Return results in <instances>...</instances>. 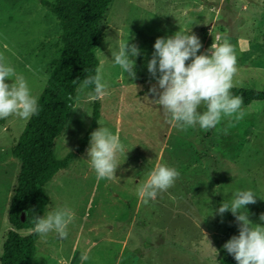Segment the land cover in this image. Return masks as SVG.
Here are the masks:
<instances>
[{"label":"rangeland","instance_id":"1","mask_svg":"<svg viewBox=\"0 0 264 264\" xmlns=\"http://www.w3.org/2000/svg\"><path fill=\"white\" fill-rule=\"evenodd\" d=\"M99 27L94 52L99 64L104 62L108 85V94L99 100V121L114 134L118 130L130 151L117 154L116 177L97 183L87 161L90 142L78 153L94 100L86 94L77 100L75 91L55 142L57 157L70 151L75 156L44 186L50 201L41 215L67 206L75 220L67 239L55 232L43 238L38 234L30 264H81L84 251L90 257L84 264H220L229 254L224 244L239 235L232 212L221 216L217 211L223 201L230 202L237 190H252L257 202L247 205L249 219L264 224V100L242 105L244 118L231 126L225 118L207 131L198 124L182 131L153 101L158 97L146 92L158 86L147 65L158 37L192 30L202 44L198 54L205 53L215 37L220 42L227 38L237 56L234 86L264 90V0H112ZM60 31L55 15L38 0H0V55L25 77L37 98L57 57ZM122 40L141 50L134 80L122 74L112 58L111 51H118ZM3 121L0 256L12 228L7 216L20 165L11 147L27 120L10 116ZM157 163L176 168L180 175L171 188L145 204L137 188Z\"/></svg>","mask_w":264,"mask_h":264},{"label":"clouds","instance_id":"2","mask_svg":"<svg viewBox=\"0 0 264 264\" xmlns=\"http://www.w3.org/2000/svg\"><path fill=\"white\" fill-rule=\"evenodd\" d=\"M201 48L200 38L192 30H180L167 38L156 39L155 51L147 65L158 84L150 89L158 97L153 101L170 117L169 123L182 131L197 124L207 131L225 118L231 126L245 115L242 110L243 98L231 93L238 71L234 46L227 38L220 42V37H215L211 47L205 53L198 54ZM111 53L114 64L119 66L122 74L126 73L130 80H134L135 58L141 54L140 48L130 40H122L118 51ZM189 60L191 63H186ZM103 67L101 60L95 75H88L81 81L76 89L77 100L80 94H86L92 100H103L108 94ZM6 78L13 80V83H7ZM201 108L203 111H200ZM36 114L38 98L32 95L25 77L0 55V119L16 116L28 120ZM98 124L100 127L91 133L90 147L87 149L90 157L87 161L96 174L97 183L116 177L117 154L130 151L121 142L118 130L114 134L102 126L101 121L98 120ZM179 175L176 168L157 163L148 172L147 179L139 184L137 195L147 204L158 193L171 188ZM256 202L257 196L252 190H237L231 201H223L217 210L221 216L230 210L239 225V235L231 237L223 246L237 264H264V224L253 223L247 209V205ZM74 220L75 214L71 208L57 206L44 216L33 217L32 231L42 238L55 232L59 239H67L69 225ZM260 221L264 222V213H261ZM40 257L35 256L36 259ZM89 258L87 251L82 252L81 264Z\"/></svg>","mask_w":264,"mask_h":264},{"label":"trees","instance_id":"3","mask_svg":"<svg viewBox=\"0 0 264 264\" xmlns=\"http://www.w3.org/2000/svg\"><path fill=\"white\" fill-rule=\"evenodd\" d=\"M38 1L59 21L61 44L38 96V114L26 121L11 147V153L20 165L9 201L7 219L12 228L7 230L2 244L1 264H30L35 254L38 234L32 231V218L41 216L50 201L44 186L59 170L68 167L75 156V152L70 151L57 157L55 142L65 127L77 86L88 75H95L99 65L94 52L101 36L99 25L112 0ZM150 89L147 87L146 92L151 93ZM231 93L243 98L242 105L264 100V90L234 86ZM99 118L100 102L94 100L91 122L78 153L88 146ZM2 123L4 121L0 119ZM219 261L220 264H237L230 254Z\"/></svg>","mask_w":264,"mask_h":264},{"label":"water","instance_id":"4","mask_svg":"<svg viewBox=\"0 0 264 264\" xmlns=\"http://www.w3.org/2000/svg\"><path fill=\"white\" fill-rule=\"evenodd\" d=\"M24 217V215L22 214V218Z\"/></svg>","mask_w":264,"mask_h":264}]
</instances>
